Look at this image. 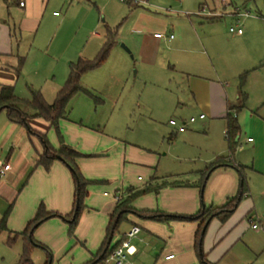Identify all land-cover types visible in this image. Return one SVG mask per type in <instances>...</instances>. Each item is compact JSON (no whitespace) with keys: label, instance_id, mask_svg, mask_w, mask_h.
I'll list each match as a JSON object with an SVG mask.
<instances>
[{"label":"crops","instance_id":"crops-1","mask_svg":"<svg viewBox=\"0 0 264 264\" xmlns=\"http://www.w3.org/2000/svg\"><path fill=\"white\" fill-rule=\"evenodd\" d=\"M86 1V4L92 2L95 7H99L101 12L108 9L109 0ZM71 2L72 0H64L63 3L61 0H0V84L14 85L17 94L20 81L23 80L27 88L32 86L39 89L48 102V95L56 97L65 85L71 62L79 58L93 59L97 55L100 43L90 50L88 46L93 37L101 38L102 34L96 30L99 29V24L95 28H89L87 36L82 32L70 36L65 27L71 10L84 7L83 0H79L76 5ZM132 4L129 3L133 7ZM60 5L62 8L68 6L66 14L56 21L50 31L46 15L50 12L54 18H58L54 9ZM122 6L125 8V5ZM213 9L218 10L216 7ZM130 11L134 12L133 9ZM222 12H225L223 16L236 19L238 24L235 26L240 27L241 22L234 9ZM146 14H141L142 18L148 17ZM148 21L150 26L139 39L140 56L146 65L176 71L181 76L184 92L180 93V96L183 95L178 99V105L187 111L189 117H173L169 124L174 119L178 125L186 123L187 127L180 132L170 124L171 129L163 132L164 141L165 138L168 139L169 150L161 154L155 149L126 143L94 128L77 124L70 120V114L61 121L60 128L65 141L87 155L76 161L84 177L103 181L88 187L86 209L77 229L80 233L81 224L90 222L91 216L96 217L97 222L88 231L83 229V232L90 233V238H84L85 241L90 240V255L98 251L105 238L109 216L118 202L116 196H121V199L126 197L128 188L136 190L163 180L189 183L188 186H166L158 193L142 195L132 205L137 210L158 214L192 216L205 206L221 207L229 197L238 193L241 185L235 166L242 163L229 158L230 161L233 160L230 166L214 169L208 175L205 187L201 189L200 186L202 175L211 164L219 157L229 155L225 117L228 108L236 104L240 96L237 80L233 81L228 71L213 64L212 71L208 72L203 70L202 64L196 59L199 55L210 59L219 56L215 46L217 39L212 36L202 38L191 19L187 21L197 40L193 44L186 36L178 39L166 21L159 18ZM133 24L137 28L144 27L140 17ZM156 33H162L164 37L158 38ZM236 35L243 37L244 32ZM20 58H25V62L21 75L17 76L14 68L19 64ZM251 58L252 55L249 54V60ZM247 60L248 55L242 52L240 61L237 62L239 71L246 69ZM261 84L264 86V82ZM28 110L33 111L23 107V111L31 116L28 120L30 127L40 133H47L50 142L58 147L55 130L50 127L49 122L32 116L34 111ZM71 110L70 102L69 112ZM201 114H205V118L201 119ZM192 117H196L195 122H189ZM248 125L246 120L241 121L237 141L243 138L252 146V171L264 179V122L254 116L252 124L247 127ZM43 151L44 143L41 138L31 135L27 126L11 121L5 111L0 112V164L11 165L8 171L0 174V216L4 217L13 205L7 220L8 239L14 237V232H20L26 227L41 203L62 215L72 210L75 193L72 174L60 160H55L50 170L36 166ZM180 160L194 163L186 168L167 167ZM94 162L99 165L98 169L92 168ZM160 165L167 167L163 174H160ZM242 166L247 168L246 165ZM261 185V193L264 194V182ZM258 211H261V207L252 199L248 188L245 197L226 220L222 221L219 217L211 219L203 239V251L212 264H264V225L262 229L252 228V223L259 221V217L255 215ZM127 218L123 222L127 223V227L120 230L123 223L120 225L113 244L123 240L133 226H140L141 232L132 238L131 248L126 251L122 264H199L196 248L199 221L172 219L162 222L135 213H129ZM49 220L36 229L35 239L46 245L45 226L53 222L61 230L64 246H67L70 243L65 238L67 222L61 217ZM259 222L264 224V218H260ZM18 239L21 238L16 240ZM170 255H174L173 258L167 259ZM104 264L116 263L110 256Z\"/></svg>","mask_w":264,"mask_h":264},{"label":"rangeland","instance_id":"rangeland-1","mask_svg":"<svg viewBox=\"0 0 264 264\" xmlns=\"http://www.w3.org/2000/svg\"><path fill=\"white\" fill-rule=\"evenodd\" d=\"M63 1L61 0L62 3ZM78 2L79 0H72L71 3L76 5ZM86 2L83 0L84 7L71 10L69 13L65 23L69 35L75 36L78 32H82L87 36L89 28H95L99 24V29L96 30L102 36L93 37L88 49H93L99 43L101 49L110 29L115 34V40L103 64L82 76V85L91 94L81 92L74 96L71 101L72 110L69 112L71 121L99 130L110 137H117L126 143L155 149L161 154L169 150L168 139L165 138V141L163 139V132L171 129L169 120L173 117H189V114L178 105V99L180 100L183 95L180 96V93L184 92L182 90L184 85L180 82L181 76L178 72L146 65L140 56L139 39L150 26L148 19L159 18L167 22L178 39L186 36L191 39L192 44L197 40L187 19H191L196 24V29L202 38L206 36L216 38L218 42L216 41L215 46L219 56L210 59L208 56L199 55L197 61L202 64L203 70L208 72L212 71L213 64L228 71L232 75V80H237V85L240 76L245 74L246 82L243 90L247 94V101L245 108L239 113L240 124L243 120L249 125L252 124L254 116L264 122V86L261 84L264 82V0H238L233 4L234 6L224 5L221 0H148L146 5L130 3L134 5L133 7L121 0L116 2L109 0L105 12H101V9L95 7L92 2L91 4ZM61 5L54 9L59 15L58 18H54L50 12L46 15L51 26L50 31L56 21L58 22L66 14L68 6L62 8ZM122 5H125V8ZM203 7L205 12L211 9L217 11L213 9L215 7L220 12L231 11L238 7L240 10L250 11L254 16L240 18V27L244 32V36L241 37L230 31L231 27L238 24L236 19L228 15L219 19L214 16L204 18L199 14ZM130 9L134 12L131 13ZM143 13H147L148 17L142 18ZM138 17L142 19L143 28L133 26V21ZM207 18L217 20H207ZM242 52L248 55V60L249 54L252 58L247 60L246 69L239 71L237 62L240 61ZM23 83L21 80L17 94L23 98H30L29 89ZM49 84L50 82L47 83ZM54 98V95L50 97L48 95V102L52 103ZM249 134L252 136L251 133ZM252 151V146L242 138L237 144L233 158L237 163L241 162L242 165L247 166L243 172L249 194L258 207L259 205L261 207L258 214L254 213L260 221V218H264V194L261 193L264 179L252 171L254 157ZM191 163L194 162L180 160L167 167L186 168ZM91 166L94 169L99 167L96 162ZM167 167L160 165V174H163V170ZM84 212L85 210L80 216L77 229ZM2 218L3 216H0V220ZM89 220L90 222L81 224L80 233L76 229L75 236L69 235L66 224L65 238L70 241L67 246H64L62 232L58 226L53 222L46 224L44 238L47 241L46 245L50 244L52 264H86L94 257L96 252L89 254L90 240H84L90 238V233L83 232V229L88 231L97 219L91 216ZM126 227L127 223H123L120 230ZM34 237L36 238L35 234ZM7 241L8 233L4 231L0 234V264H16L23 251V242L18 239L9 245ZM32 258L34 264H45L47 260L46 253L41 248L34 249Z\"/></svg>","mask_w":264,"mask_h":264},{"label":"trees","instance_id":"trees-1","mask_svg":"<svg viewBox=\"0 0 264 264\" xmlns=\"http://www.w3.org/2000/svg\"><path fill=\"white\" fill-rule=\"evenodd\" d=\"M131 3V2H128ZM214 20V18H209ZM115 34L110 30L107 31L106 41L100 51L93 59L79 58L75 62L70 63V73L65 85L58 91L54 101L48 103L39 89H35L29 86L31 93L30 99L21 98L15 92V86L10 84H0V112L5 111L8 118L16 123L23 124L28 127L31 135L38 136L44 143V151L36 161V166H42L46 170H50L55 160H60L57 156H60L62 161L70 170L72 178L75 184V193L72 210L62 215L59 212L49 210L44 203H41L32 219L29 220L26 227L20 232H14V237H10L7 243L10 245L17 238H21L23 242V251L20 255L19 261L16 264H34L32 254L34 249L41 248L46 253V263L52 264V251L44 243L38 241L34 237V233L45 221L53 217H61L68 224V233L71 236H75L80 216L83 210L86 209L85 199L87 198L89 191L88 187L91 184L100 183L103 181L86 179L80 171L77 165V158L87 156L80 152L72 145L68 144L62 134L60 123L63 119H67L69 114V105L75 95L81 92L91 94L89 90L83 87L81 79L82 76L91 70H94L101 66L107 59L110 50L113 46ZM25 58L19 59V64L15 66L14 71L17 76L21 75V70L24 65ZM246 82L245 74L240 76L239 98L237 103L228 108L226 119V138L228 142L229 155L226 157H219L215 163L206 170L202 175V181L200 183L201 189L205 187L208 175L214 169L220 166H230L233 162L229 158H233V155L237 148V138L241 132V126L238 119V114L245 108L247 101V94L243 88ZM23 107L30 108L34 111L32 116L40 117L49 122L50 127L55 130L57 140L59 143L58 147H55L49 140L47 133H40L32 129L29 125V117L26 112L23 111ZM244 166L237 165L235 169L238 171L241 185L238 193L235 196L229 197L224 205L221 207L217 206H205L201 211L192 216L183 215H167L147 210H137L133 207L132 203L140 196L154 192L158 193L162 188L166 186H188L189 183L174 181L169 182L163 180L160 183H149L143 188L134 190V188H128L126 197L120 199L113 212L109 216V222L106 228V235L103 239L101 246L98 251L94 254V257L86 264H104L105 261L114 253L115 249L121 244V241L113 244L115 234L119 231L120 225L127 221L129 213H135L139 216H147L155 218L158 221L169 222L172 219L182 221H199V228L196 234V248L199 253V264H212L207 258L203 251V239L209 223L213 217H219L222 221L226 220L231 213L237 208L241 200L245 197L248 192V183L244 175ZM157 179V178H153ZM13 206V205H12ZM12 206L5 213L2 221L0 222V234L4 231H9L7 220L12 210ZM138 226V225H137ZM112 236L111 243L109 242ZM125 238V237H124Z\"/></svg>","mask_w":264,"mask_h":264},{"label":"built area","instance_id":"built-area-1","mask_svg":"<svg viewBox=\"0 0 264 264\" xmlns=\"http://www.w3.org/2000/svg\"><path fill=\"white\" fill-rule=\"evenodd\" d=\"M123 2H131V3H135V4H142L145 5L148 3V0H121ZM238 0H221L222 4L224 5H231L234 6L233 4L235 2H237ZM233 3V4H232ZM21 5H23V2L21 3ZM205 8L203 7L201 12L199 14L201 15H205V16H214L217 18H220L224 15V13L220 12V11H213L210 10L208 12H205L204 10ZM235 14L238 18V20L240 21V18H245V17H252L254 15H252V13L250 11L247 10H240L238 7L234 8ZM230 31L233 33H238V34H242L243 29L240 27H231ZM156 37L158 38H162L164 37V34L162 33H156L155 34ZM171 38H173V35H171ZM201 119L205 118V114H201L199 116ZM196 121V117H192L190 119L189 122H195ZM171 125H174L177 127V130L182 132L186 129L187 124L186 123H181V124H177L176 120L172 119L170 121ZM11 168L10 164H0V174L2 175L3 173H5L6 171H8ZM117 201H119L121 199V196H116ZM253 222V221H252ZM262 225L261 222L257 221V222H253L252 223V228L253 229H262ZM141 232V227L140 226H133L125 235V238L122 240L121 244L115 249L114 253L111 255V258L115 260L116 264H122L125 257H126V251L129 250L131 248V240L133 237H135L138 233ZM174 255H170L167 257V259L173 258Z\"/></svg>","mask_w":264,"mask_h":264},{"label":"water","instance_id":"water-1","mask_svg":"<svg viewBox=\"0 0 264 264\" xmlns=\"http://www.w3.org/2000/svg\"><path fill=\"white\" fill-rule=\"evenodd\" d=\"M57 158H58V159H60V160L62 159L60 156H57ZM111 241H112V236L110 237V239H109V242H108V243H111Z\"/></svg>","mask_w":264,"mask_h":264}]
</instances>
